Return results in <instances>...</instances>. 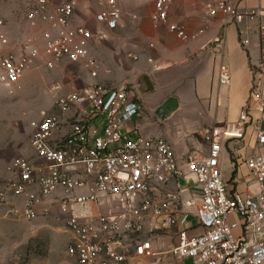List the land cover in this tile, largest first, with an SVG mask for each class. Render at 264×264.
<instances>
[{
  "label": "built area",
  "instance_id": "1",
  "mask_svg": "<svg viewBox=\"0 0 264 264\" xmlns=\"http://www.w3.org/2000/svg\"><path fill=\"white\" fill-rule=\"evenodd\" d=\"M170 6L171 0H155L150 19L186 39L182 27L170 21ZM101 7L92 15L95 22L109 30L122 24L117 0H104ZM207 14L236 23L264 16L262 11L241 13L230 0H213ZM25 19L37 35L17 45L11 44L0 19V87L12 92L40 62L48 70L67 62L92 79L99 76L100 62L90 51L97 35L87 22L75 21L73 1L32 0ZM258 38L261 61L251 67L248 100L236 122L201 129L209 144L206 154L190 151L180 158L165 138L128 137L125 123L142 110L129 85L95 81L65 93H60V83L50 86L56 97L52 112L31 122L30 147L41 161L22 155L9 161L12 176L0 191L6 214L31 221L44 200L57 206L71 236L65 250L70 264H263L264 156L245 159L259 186L256 192H232L220 169L223 143L243 140L252 107L264 108V22ZM218 81H230L223 63ZM255 139L264 146V129H257ZM188 175L199 192L183 201ZM170 182L175 189L165 188ZM184 205L193 212L183 210ZM197 228L199 232H191ZM172 230L169 248L156 244L155 236Z\"/></svg>",
  "mask_w": 264,
  "mask_h": 264
},
{
  "label": "crops",
  "instance_id": "2",
  "mask_svg": "<svg viewBox=\"0 0 264 264\" xmlns=\"http://www.w3.org/2000/svg\"><path fill=\"white\" fill-rule=\"evenodd\" d=\"M64 1L75 3V21L87 22L97 35L91 43V49L98 47L99 54H104L108 72L102 77L99 73L96 79H92L81 67L61 62L54 68L63 87L60 93L95 81L110 87L124 84L131 86L142 110L139 115L125 123L124 130L128 137L142 134L146 137L165 138L180 158L190 151L203 154L208 152L209 144L199 134L203 127L238 120L240 110L248 100L252 80L251 67L261 61L258 26L260 22H264V16L254 20L243 19L236 23L227 21L220 15L209 16L208 6L203 0H171L170 21L181 26L188 35L186 39H180L166 26L151 21L155 0H117L122 24L113 30L106 29L92 17L84 20L79 15L75 0ZM230 2L241 13H264V0ZM242 39L248 40L247 44L242 45ZM221 63L228 67L230 73L227 85H221L218 81V67ZM23 80L24 75L17 84L18 88H21ZM170 97L177 100L175 111L165 119H171L172 123L157 125L155 120L149 121V116L160 119L156 109ZM258 128L264 129V108L260 112L252 107L245 138L223 143L220 169L232 192H256L259 189L249 176L245 162V159L255 155L264 156V146L259 145L255 139ZM11 149L0 146V191L4 190L12 176L7 169L8 163L18 155L12 156ZM22 156L41 161L31 147ZM188 177L189 189L180 194L183 201L196 197L199 192L191 176ZM180 182L184 184V181ZM165 188L175 189L174 183H168ZM7 208L8 205L0 201V264H65V251L62 255L58 253L59 250L55 255H50L47 249L37 252L38 254L31 252L26 255V246L31 236L47 231L45 225H38V219L53 211L61 217L57 206L50 205L47 199L44 200L38 206V216L31 220L35 221L34 227L19 221L13 214H6ZM181 208L193 212V208L185 205ZM231 219L241 223L235 215ZM190 224H197L193 215L190 217ZM199 231L197 228L191 232ZM167 238L173 241L168 244L165 240ZM154 240L157 245L169 248L174 242V230L160 233ZM176 264L193 263L191 260H184Z\"/></svg>",
  "mask_w": 264,
  "mask_h": 264
},
{
  "label": "rangeland",
  "instance_id": "3",
  "mask_svg": "<svg viewBox=\"0 0 264 264\" xmlns=\"http://www.w3.org/2000/svg\"><path fill=\"white\" fill-rule=\"evenodd\" d=\"M32 0H0V19L2 28L6 31L12 45H17L20 41L35 37L37 32L31 28L25 19L27 9ZM59 3L64 0H51ZM79 15L84 20L89 19L99 11L101 2L104 0H75ZM206 6H211L213 0H203ZM99 48H92L91 53L100 62L101 77L108 72L105 66L104 54H99ZM104 50V48H101ZM61 79L57 76L55 70L44 68L41 63L33 66L24 74V80L21 88L16 87L12 92L0 87V146L11 149L12 156L26 155L30 150V139L32 136L31 122L39 119L43 113H50L53 110L55 95L50 91V86L59 83ZM85 84H82L83 86ZM80 86V87H81ZM149 121L155 120L157 125L162 123L170 124V120L163 121L149 116ZM69 123L73 120H68ZM17 155V156H18ZM195 198V196H193ZM24 224H32L35 221H27L18 218ZM39 224L45 225L46 232H37L31 236L27 246L26 255L33 252H50L55 255L56 251L63 254L70 241V234L64 227V220L57 216L55 211L44 215L38 219ZM169 242L171 238L165 239ZM173 241V240H172ZM171 241V242H172ZM171 246V245H170ZM165 248V247H164ZM167 249V248H166ZM61 254V255H62ZM27 259V258H25ZM65 264H70V258L65 252Z\"/></svg>",
  "mask_w": 264,
  "mask_h": 264
},
{
  "label": "water",
  "instance_id": "4",
  "mask_svg": "<svg viewBox=\"0 0 264 264\" xmlns=\"http://www.w3.org/2000/svg\"><path fill=\"white\" fill-rule=\"evenodd\" d=\"M177 100L174 97L168 98L158 109H156V114L160 119H167L176 109Z\"/></svg>",
  "mask_w": 264,
  "mask_h": 264
},
{
  "label": "trees",
  "instance_id": "5",
  "mask_svg": "<svg viewBox=\"0 0 264 264\" xmlns=\"http://www.w3.org/2000/svg\"><path fill=\"white\" fill-rule=\"evenodd\" d=\"M234 173V172H233ZM233 177V176H232Z\"/></svg>",
  "mask_w": 264,
  "mask_h": 264
}]
</instances>
